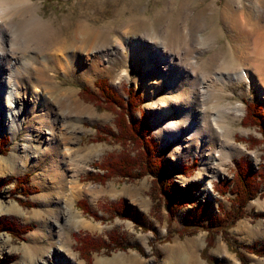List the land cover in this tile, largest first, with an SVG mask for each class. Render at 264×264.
Returning a JSON list of instances; mask_svg holds the SVG:
<instances>
[{"label": "rangeland", "instance_id": "rangeland-1", "mask_svg": "<svg viewBox=\"0 0 264 264\" xmlns=\"http://www.w3.org/2000/svg\"><path fill=\"white\" fill-rule=\"evenodd\" d=\"M32 1L40 8L41 18L51 22L53 28L54 37L46 50H63L75 28L85 20L99 31L107 29L113 38L116 33H126L125 36L130 39L150 30L158 31L166 17L177 23L179 17L190 10L195 17L205 18V34H212L211 37L221 45L229 61L241 66L252 77H257L259 66L248 55L251 50L247 51L244 42L239 40L234 24L239 14L229 0ZM212 1L216 8L212 6ZM253 1L241 0L243 19L249 8L248 3ZM258 2L264 7V0ZM249 15L253 17L254 14L251 12ZM261 26L260 34L264 41V28ZM12 48L19 49L17 45ZM129 53L125 51L126 58L118 52L111 53L99 67V73L95 74L81 70L65 74L62 70L54 69L53 63L45 59L58 93L35 87L30 78L31 68L40 66L44 59L36 60L35 65L29 64L21 72L23 79L17 95L25 120L14 139L4 130L0 131V166L4 167L3 171L0 170V264H45L44 260H47V264H264V124L261 127L242 125L246 104H259L264 113V97L255 87L249 91L245 82L224 87L230 93L226 96L228 101L243 104L244 113L237 126L249 134L241 136L236 132L234 140L244 145L248 154L224 165V175L212 182V198H205L203 183L194 180L200 169L199 159L179 157L175 161L173 145L165 146L163 139L155 134L152 108L155 107L154 100L165 94L167 86L163 84L155 99L150 101L145 91L149 88L145 82L146 76L140 65H131L127 61ZM105 66L108 70L101 71ZM122 71L129 74L117 76ZM100 79L105 80L122 97H125L124 88L139 92L140 109L132 112L129 120L137 122L141 114L145 115L149 139L155 143L156 156L161 158L169 177L167 181L174 188L172 204L177 209H173V214L167 202L162 199L159 203L154 199L162 198L163 193L161 186H153L151 175L130 179L118 173L110 176L102 185L84 181L88 174L106 173L93 168V163H101L108 156L118 158L134 153L131 145L123 147L110 138L111 132H115V115L80 97L82 88H88L97 95L94 82ZM60 90L69 91L72 98L61 94ZM65 99L87 107L89 113L78 115L71 109L59 107V103ZM50 106L56 119L53 124H46ZM16 119H19L18 115ZM0 124H4L2 117ZM52 136L54 145L70 148L73 152L70 167L79 172H66L62 180L64 184L66 178L67 185L62 193L52 183L50 173V159H56V151L44 155V148L49 145L48 139ZM99 136H105L106 140L98 139ZM90 147L97 152L89 161L88 168L82 171L79 169L82 163L76 160L79 152ZM251 152L257 155L256 160L250 157ZM241 161L247 162L252 172L259 176L256 178L258 188L244 203L232 204L235 197L232 185L224 195L216 187L221 186L222 182L232 181L236 166ZM24 178L28 179L24 188L15 189L16 182ZM71 180L82 191L71 202L81 225L69 228L65 225L66 209L57 207L56 203L63 201ZM46 189L49 190L48 196L42 198ZM26 190L30 194H23ZM80 200L87 204L89 215L76 207ZM117 205L119 212L126 216L112 209ZM54 217L58 218V222L52 225L51 219ZM232 220H235L233 224ZM7 226L13 232L5 229ZM23 229L25 233L21 232ZM83 236L102 243H90L79 252L76 237ZM242 246L256 249V255L248 253ZM50 249H56L57 253L55 251V257L47 258ZM235 250L242 256L240 260Z\"/></svg>", "mask_w": 264, "mask_h": 264}, {"label": "bare ground", "instance_id": "bare-ground-1", "mask_svg": "<svg viewBox=\"0 0 264 264\" xmlns=\"http://www.w3.org/2000/svg\"><path fill=\"white\" fill-rule=\"evenodd\" d=\"M229 2L239 14L234 21L239 40L244 42L247 51L251 50L248 55L259 66V70H255V78L241 66L229 61L221 45L211 37L212 34H205V18L195 17L190 10L184 12V16L179 17L177 23L166 17L163 27L158 31L150 30L140 37L130 39L125 36L126 33H116L113 38L107 29L99 31L85 20L75 28L63 50H46L54 37L53 28L51 22L41 18L37 4L32 0H0V118L2 117L5 124L3 130L14 139L15 133L25 120V114L18 104L17 91L23 79L21 72L29 64L33 66L36 60L44 59L40 66L31 68L30 78L33 79L35 87L58 93L53 86L50 68L45 59L53 63L54 69L62 70L65 74L74 70L95 74L99 73V67L111 53L118 52L126 58L125 51L128 50L130 53L127 61L131 65H140L146 76L145 82L149 88L145 91L150 101L155 99L163 84L167 86L165 94L154 100L156 102L152 108V122L155 134L163 139L165 146L173 145L175 161L179 157L199 159L200 169L194 180L203 183V195L211 199L212 182L224 175V165L248 152L244 145L234 140L236 132L241 136L249 134L247 130L237 126L244 113L243 104L228 101L226 96L230 93L224 87L231 83L245 82L249 91L255 87L264 97V41L259 28L261 24V28H264V7L258 0L249 2L246 17L243 19L241 0ZM212 6L216 8L213 1ZM251 12L253 17L249 15ZM236 37L238 38L237 34ZM13 45H17L19 49L14 50ZM48 51L51 54H44ZM207 53V57H203ZM102 70L108 69L105 66ZM128 74L122 71L117 76ZM60 93L72 98L69 91L60 90ZM65 100L59 103V107L71 109L78 115L89 113L87 107L76 101ZM50 108L46 124H53L56 119L51 106ZM17 115L19 119H16ZM53 137L47 138L49 145L44 148V155L56 151V159H50V173L52 183L62 193L67 185L66 178L64 184L62 179L66 177V172L73 171L69 163L73 152L68 147L54 145ZM96 152L94 147L79 152L76 162L82 163L80 170L88 168V163ZM249 155L256 160L257 155L254 152ZM0 170L3 171L4 167L0 166ZM69 183L63 201L56 203V206L66 209L65 225L70 228L81 225L71 202L82 191L76 188L72 180ZM48 192V189L43 191L42 198L47 197ZM51 220L52 225L58 222L57 217ZM55 251L57 253L56 249L48 250L46 257H55ZM46 262L44 260L45 264Z\"/></svg>", "mask_w": 264, "mask_h": 264}, {"label": "trees", "instance_id": "trees-1", "mask_svg": "<svg viewBox=\"0 0 264 264\" xmlns=\"http://www.w3.org/2000/svg\"><path fill=\"white\" fill-rule=\"evenodd\" d=\"M94 86L98 90L97 95H94L88 88H82L80 90V97L84 101L94 104L96 107L103 108L115 115V132H111L110 138H112L113 142L118 143L123 147H126V144L131 145L134 153L126 154L125 156L118 158L108 156L101 163H93V168L96 170H104L106 173L104 175L88 174L85 176L84 181L102 185L104 181L110 178V176L118 173H121L120 176L130 179L151 175L153 176V186H161V192L165 196V198L162 195V198L154 197V199L159 203L162 202V199L163 202H167V207L169 208V211H171L170 213H172L173 209H177V206H173L172 204L174 199V188L173 185H171V182L167 181V179L169 180V177L162 164L161 158L156 156L155 143L149 139L150 131L146 124L145 115L141 114L140 119L137 122L129 120L130 114L140 109L139 92L124 88L123 92L125 97H122L110 88L107 82L103 79L96 80ZM263 124L264 113L262 106L255 103L246 104L242 125L245 127H261ZM98 139L105 141L106 137L99 136ZM256 178H259V176H256L252 172V169L247 162L241 161L236 166L232 181H229L228 183L222 182V185L216 187V189L224 195L226 191H228L229 186L232 185L231 190L235 193L232 204L238 202L244 203L245 199L252 195L256 188H258ZM27 182V178L18 180L15 184V189L17 187L24 188V184ZM23 194L28 195L30 192L29 190H26L23 191ZM76 207L84 214H90V209L83 200L78 201ZM112 209L118 211L119 215H125L122 212H119L118 205L112 207ZM91 216L93 218L95 217L94 215ZM234 221L235 220H232V224ZM5 229L13 232V229L10 226L5 227ZM25 229L21 230V232L25 233ZM76 242L79 244V252H82L81 249L83 247H88L90 243H102L98 240L91 239L89 236L76 237ZM242 249H245L250 254L256 255L257 253V250L252 247L242 246ZM235 253L240 260L242 256L238 254V250H235Z\"/></svg>", "mask_w": 264, "mask_h": 264}, {"label": "built area", "instance_id": "built-area-1", "mask_svg": "<svg viewBox=\"0 0 264 264\" xmlns=\"http://www.w3.org/2000/svg\"><path fill=\"white\" fill-rule=\"evenodd\" d=\"M4 124H0V131H3Z\"/></svg>", "mask_w": 264, "mask_h": 264}]
</instances>
